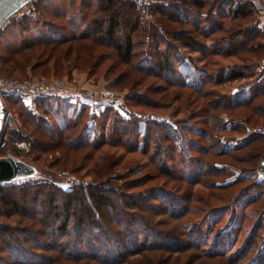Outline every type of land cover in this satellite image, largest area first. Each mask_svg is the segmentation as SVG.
<instances>
[{
	"label": "trees",
	"instance_id": "16d2710c",
	"mask_svg": "<svg viewBox=\"0 0 264 264\" xmlns=\"http://www.w3.org/2000/svg\"><path fill=\"white\" fill-rule=\"evenodd\" d=\"M33 3L37 4V18L19 11L0 29V73L5 68L8 75L17 77L23 76L27 68L36 73L46 66L40 73L54 70L58 74L66 66L83 68L78 66L80 60L87 62L84 67L90 72L94 69L93 60L103 57L102 49H111L122 63L131 64L125 75H136L124 85L135 95V105L170 107L182 99L187 88L186 77L179 70L191 61L180 52V47L187 48L209 60L204 77L209 87L203 86L199 91L207 112L203 124L208 129H197L193 127L197 124L183 121L187 124L180 130L177 123L169 120L142 122L139 116L123 122L110 108L89 117L88 106L69 104L57 107L62 122L50 125L43 119L50 108L44 104L54 99H35V108L42 110L37 116L32 109L22 107L29 115V122L23 123L36 131L35 146L59 155L77 154L83 146H90V152L95 153L105 145L120 146L128 153L140 152L147 161L146 171L142 174L137 167L131 168L128 175L136 178L127 181L125 188L121 184L116 189L109 183L124 179L125 172L116 171L122 161L116 151H100V163H95L93 175L94 182L100 183L85 182L71 190L46 182L0 185V213L17 217L15 226L0 225V264H264V184L256 176L255 180L251 178L248 190L238 188V199L225 203L223 209L228 212L232 204L238 203L236 211L254 203L260 206L254 216L249 213L235 218L230 214L225 221L234 225L235 233L245 230V240L234 254L228 255L227 247L238 241L236 235L231 245L223 238L210 252L205 249V242L188 230V224H182L196 211V190L207 189L206 184L210 181L212 185V178L219 175L216 162L223 158V163H241L242 158L236 159L235 154L241 151L244 157L250 149L253 155V147L246 146L264 141V135L253 133L243 145L225 150L219 135L240 131L241 123L232 121L238 109L246 110L248 116L242 113V118L248 122L253 115L264 119V75L255 71L256 62L264 55V31L246 23L248 17L255 15L248 0H156L148 10L154 14L152 22L141 20L140 9L133 0ZM223 19L243 24L239 22L224 32ZM138 32L145 33V37L136 40ZM139 45L143 49L153 45V51L136 52ZM78 48H83L86 56L80 58ZM96 52L98 57H93ZM234 80H244L236 93H220L215 88ZM67 109L72 110V115L66 114ZM89 128L99 141H90L85 135ZM109 130L112 138L105 141ZM193 132L196 138L190 135ZM11 135L17 136L13 131ZM160 176L165 179L161 190L157 185L151 188L161 191L157 204L150 201L147 189L125 192ZM146 177L149 179L144 182ZM246 181L239 175L231 182L237 185ZM246 193L255 195L244 196ZM249 217L245 227L244 219Z\"/></svg>",
	"mask_w": 264,
	"mask_h": 264
},
{
	"label": "rangeland",
	"instance_id": "374dc122",
	"mask_svg": "<svg viewBox=\"0 0 264 264\" xmlns=\"http://www.w3.org/2000/svg\"><path fill=\"white\" fill-rule=\"evenodd\" d=\"M59 1V0H58ZM156 0H154L155 2ZM78 2V0H76ZM35 11L37 9V4H34ZM35 11L29 15L37 18L35 16ZM141 14H139L141 17V20L143 22H152L154 20V14L152 12V9L148 13H144L141 10H139ZM22 13V12H21ZM20 13V14H21ZM33 14V15H32ZM25 15V14H24ZM223 30L224 32L227 30L228 27L231 26H237L240 21L234 20V19H223ZM243 24V22H240ZM246 23L253 24L257 28L264 31L263 25L260 23L259 19L255 15H251V17L247 18ZM239 25V26H240ZM187 29H190L189 27H186ZM191 30V29H190ZM223 32V36L226 34ZM135 34H139L138 37H136V40L142 39V37H145V33L138 32ZM217 37V35L215 36ZM150 46V45H149ZM81 52L80 58L82 56H86L87 52L83 50V48H78ZM136 52H139L141 50H151L153 51V45H151L150 48L143 49V45H139L138 49H135ZM77 52V51H76ZM180 52L188 57L191 58V61L188 62V64L181 65L179 67L180 72L183 73V75L186 77L187 82V88L183 94V97L181 100H179L176 104L171 105L170 107H163L160 106L158 108H146L141 105H135L134 99L136 98L134 94H132L130 88L125 87V84L131 83V80L136 77L133 74L130 76H126L125 73L130 71L131 64L122 63L120 59L116 55H114L113 51L111 49H102V52H100V56L103 55V57H100L99 60H93L94 61V69L89 72L88 67H84L87 65V62L85 61H78V66L83 68H74V73L72 70H70V66H66L60 68L58 70V74L54 73V70H48L46 74L40 73V70L46 69L47 67H40L38 72L34 73L30 68H27L25 72L23 71V76H17V78L21 80H29L31 82H37L43 80H62L64 82V85H66V88L77 90L83 94H89L95 98V100L99 98H103L106 96H116L121 99V102L114 106H108L106 108H110L113 113L116 114L118 119L122 120L123 122L126 120L132 119L134 116H139L140 120L142 122L146 121V119H153L154 121L159 120H169V123H177L179 126V129L182 130L184 128V125L187 123H183V121L192 122L197 125V127L193 126L194 128H202L205 131L208 129L207 126L203 124L207 112L206 107L204 105V99L201 94H199L200 89L204 87H209V83L205 84V73L209 70L210 64L208 65V58H204L200 52H194L193 50L182 48L180 47ZM75 54V53H74ZM78 55V57H79ZM75 56V55H74ZM93 57H98V52L93 54ZM259 61L256 62L255 71L261 72V77L264 75V55L262 58L258 59ZM71 62V61H70ZM97 62V63H96ZM188 67V68H187ZM42 68V69H41ZM72 69V68H71ZM0 78H12L16 76H11L6 73L5 68L1 69ZM46 71V70H45ZM6 73V74H5ZM263 74V75H262ZM244 80H234L232 82H225L221 86H216L220 93H236L237 90H239L238 86H240ZM205 84V85H204ZM145 87H142L141 90H144ZM212 88V86L210 87ZM136 91V90H134ZM139 94V90L136 93V95ZM155 97H159L160 94H153ZM138 96V95H137ZM13 100V99H12ZM3 103L5 106V110L7 112V121L6 125L4 126L3 131H1L0 136L2 137V140L6 137L11 135V132H15L17 134L16 139L20 140H27L30 144V147H28V150H18L15 145L8 141L5 143H0V157H6L8 155H13L31 165H33L36 169V173L29 178L22 179V180H14L11 182H5L0 183V185H7V184H24L26 182H38V183H52L55 186L60 187L63 190H71L76 185L75 183L83 184H95L100 182H94L93 175L95 173L94 171V165L95 163H98L99 160L97 159L100 155V151L105 153L106 151L117 152V156L119 157L120 162L117 172H121L120 174H123L125 172L124 179L122 180H113L111 183H109L110 186H114L117 188H120V185L123 184V187L126 186L127 181L134 180L136 176L128 175L129 171L133 167H137L140 170V173H144L146 171V164H145V157L141 155L140 152H132L128 153L126 149L119 147H110V146H103L99 152H90L92 149L90 146L81 147L77 149V154H63L59 155V152L54 151H47L46 148L35 146V140L33 139L35 136V130L31 125H28V123H23L25 120L26 122L29 119V115L22 109V107H26L28 110L32 109L33 104L27 99L16 102L11 101V98L4 97ZM78 106L86 105L88 106V113L89 117L92 116H98L101 112L105 111L104 109L97 110L93 105L85 104L83 102H79ZM71 110V109H70ZM237 116L233 118L232 121H238L241 123L242 127L240 128V131L237 133L230 134L228 131L226 133H219L221 137V142L225 150L231 149L233 147H236L237 145H243L246 141H249L251 139V136L253 133H256V130L258 128H264V119L263 117H258L256 115H253L248 122L244 117L242 118V113H246L245 109H238ZM72 115V110L69 111L67 109L66 114ZM143 115H146V118H143ZM226 118L225 115H221ZM248 116V115H247ZM91 119V118H90ZM85 120V119H84ZM89 124H94L93 118ZM121 121V122H122ZM29 122V121H28ZM139 124H143V123ZM182 122V123H181ZM236 123V122H232ZM231 123V124H232ZM5 124V122H4ZM227 128L229 124H226ZM110 126L113 127L114 124L111 121ZM177 126V127H178ZM85 135L89 137V140L94 142L99 141L97 138V134H94L92 131V128H89L87 132H85ZM193 136V138H196L194 135V132L190 134ZM38 136V135H37ZM94 137V139H93ZM114 137V135H113ZM112 133L109 130L105 135V141L111 140ZM113 140V139H112ZM264 140V137H263ZM89 141V142H90ZM203 144H205V141H201ZM130 143L133 146V140H130ZM251 143V142H250ZM141 144V143H140ZM138 145L140 147L141 145ZM253 147V151L255 154L251 155L250 149L247 151V155L244 157H241V151H239L238 154H235L236 159L242 158V162L238 164L233 163H223V158L219 159L215 166L217 169H219L217 176L212 178L213 184L211 185L210 181L208 184H206L207 189H202L201 191L196 190V200L193 204L194 207H196V211L194 213L189 214L187 217H185L182 220L183 223L188 224V230L190 232H193L194 236L197 238H200L205 242L206 244L205 249L208 251L216 250L214 249L217 242H223V238L227 239V242L232 241L234 236L238 238V241L234 242V245H231V247H227L228 255L234 254L238 249L241 248L242 243L245 240V230L241 229L240 232L235 233V229L233 228L234 225H228L225 224V221L228 219L230 214H233V216L236 218L237 216L241 218V216L244 217V215H248L249 213H253L252 216L256 215L258 213L257 210H259L260 206L257 203L251 204L249 206H246L243 208V210H240V207H238V211H236V207L232 204L231 208L227 211H224L225 203L227 202H233L235 199H238V194L236 193L238 188L246 187L245 189L248 190L247 186L251 185V178L255 180V170L257 167H259L260 157L261 154L264 152V141H256L252 142L251 145H247L248 147ZM249 147V148H250ZM260 148V149H259ZM132 149V148H131ZM130 149V150H131ZM257 149V152L255 151ZM260 150V151H259ZM82 155L88 156L85 159L80 158ZM90 156V158H89ZM93 156L94 159H93ZM195 158H197L198 155L193 154ZM234 157V155L232 156ZM147 162V161H146ZM80 163V165H78ZM100 163V162H99ZM76 165L73 169V167ZM153 169V167L151 166ZM224 168V169H223ZM139 173V172H138ZM239 175L244 176L247 178L246 182H241L237 185H232L233 180L236 179ZM68 176H74L75 180L73 181V187H67L63 182H70L71 180H68ZM209 178V177H208ZM211 178V177H210ZM118 179V178H117ZM149 178L146 177L144 179V182H146ZM80 180V181H79ZM125 180V181H124ZM164 178L162 176L159 177V179L155 181H147L144 185L128 189L125 192H138L141 190H148L147 194L150 193L149 199L151 202L157 204V198L161 195V191H154V186H158L159 189L163 187ZM76 181V182H75ZM231 185V186H230ZM125 188V187H124ZM158 189V190H159ZM120 192L124 191V189H118ZM250 188L249 191L250 192ZM248 195H255V193H246L244 196ZM242 198V196H241ZM246 197H244L245 199ZM243 200V198H242ZM231 205V204H229ZM228 205V206H229ZM234 206V207H233ZM227 213L223 215V213ZM6 212L3 211L0 213V225H10L15 226L17 217H8L5 216ZM221 214V216H220ZM220 216V217H219ZM251 216V217H252ZM251 217L244 219V225L248 224ZM244 228V227H243ZM22 237V236H21ZM4 244V243H2ZM4 254V253H2ZM2 257V256H1ZM3 258V257H2ZM53 264H80L79 262H67V261H57Z\"/></svg>",
	"mask_w": 264,
	"mask_h": 264
},
{
	"label": "built area",
	"instance_id": "2783aa9c",
	"mask_svg": "<svg viewBox=\"0 0 264 264\" xmlns=\"http://www.w3.org/2000/svg\"><path fill=\"white\" fill-rule=\"evenodd\" d=\"M137 7L144 13H148L150 5L154 0H133ZM249 5L254 10L256 17L264 27V0H248ZM22 14L29 15L35 11L33 1L26 4L21 10ZM264 64V63H263ZM4 97H12L22 100H29L32 104V111L37 116L38 110L35 108L34 100L39 98L51 99H66L76 102H83L85 104L93 105L97 110L104 109L111 105H118L121 99L116 96L101 97L97 100L89 94H83L77 90L66 88L62 80H41L31 82L29 80H21L17 77L0 78V133L4 129V122L7 119V112L3 103ZM143 115V118H146ZM256 133L264 135V128H258ZM11 141L18 150H28L30 144L27 140L16 139L14 136H6L3 140L0 136V143ZM255 176L258 182L264 184V152L261 154L259 167L255 170ZM70 182H63L67 187H73L75 180L74 176H68ZM80 181V180H79ZM76 182V181H75ZM78 185L75 183V185Z\"/></svg>",
	"mask_w": 264,
	"mask_h": 264
},
{
	"label": "water",
	"instance_id": "95a60500",
	"mask_svg": "<svg viewBox=\"0 0 264 264\" xmlns=\"http://www.w3.org/2000/svg\"><path fill=\"white\" fill-rule=\"evenodd\" d=\"M33 0H0V29L14 14ZM33 165L13 156L0 157V183L34 175Z\"/></svg>",
	"mask_w": 264,
	"mask_h": 264
},
{
	"label": "crops",
	"instance_id": "0c3cea01",
	"mask_svg": "<svg viewBox=\"0 0 264 264\" xmlns=\"http://www.w3.org/2000/svg\"><path fill=\"white\" fill-rule=\"evenodd\" d=\"M6 24V23H5ZM4 24V25H5ZM3 25V26H4ZM70 70H75L74 68H72V69H70ZM73 73H74V71H73ZM42 104H44V102H42ZM67 104H69V105H74V106H77V107H80V106H78V102H76V101H72V100H66V99H54V100H47V101H45V104L44 105H46V107L48 106V107H50L48 110H49V113H46V115H44V121H46V122H49L50 123V125H53L54 124V122H62V119H61V117H58L59 116V114H60V112H59V109H57V107H60L61 105L63 106V105H67ZM81 105V104H80ZM35 107H36V105H35ZM38 110V112H39V115H40V113L42 112V110H39V109H37ZM57 113H59V114H57ZM90 122H92L91 120H89V123Z\"/></svg>",
	"mask_w": 264,
	"mask_h": 264
},
{
	"label": "bare ground",
	"instance_id": "6f19581e",
	"mask_svg": "<svg viewBox=\"0 0 264 264\" xmlns=\"http://www.w3.org/2000/svg\"><path fill=\"white\" fill-rule=\"evenodd\" d=\"M33 176V175H32ZM31 176V177H32ZM26 178H29V177H26ZM26 178H19L18 180H22V179H26ZM15 180H17V179H15ZM12 181H14V180H12Z\"/></svg>",
	"mask_w": 264,
	"mask_h": 264
}]
</instances>
